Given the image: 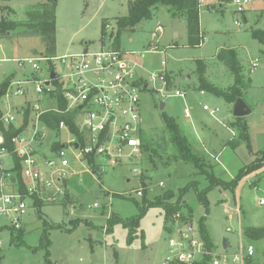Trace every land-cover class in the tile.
I'll return each mask as SVG.
<instances>
[{
	"label": "rangeland",
	"instance_id": "1",
	"mask_svg": "<svg viewBox=\"0 0 264 264\" xmlns=\"http://www.w3.org/2000/svg\"><path fill=\"white\" fill-rule=\"evenodd\" d=\"M48 1L0 0V20L7 17L22 21L28 7ZM134 1L58 0L53 52H48L39 37L0 35V60L8 59L0 65V90L8 78L25 80L34 75L29 64L19 67L13 60L102 49L127 53V58L139 64L142 80L149 83L141 94L142 141L149 149L143 152L142 147V154L135 160L105 166L103 173L100 166L78 163L67 150L70 166L62 203L50 204L40 198L42 206L38 208L27 196V209L18 229L13 227L15 214L0 211V264H165L172 258L168 241L171 230L184 227V221L177 223L168 217L164 206L150 204L169 195L168 202L178 205L180 216L189 218L196 231L204 220L217 254L225 251L223 238H227L231 260L242 243L255 248L249 264H264V238L252 240L245 234L246 229H264V205L259 204L264 199V167L243 177L235 190L223 185L232 183L244 168L263 158L264 43L253 33L264 30V0H250L244 13L237 12L233 0H204L200 5L202 41L196 46L190 44L187 19L163 6L151 20L134 30L119 32L116 21L128 15L129 4ZM158 26L163 31L153 37ZM228 49L237 54L243 81L239 86L241 98L252 111L245 118L233 115L229 94L235 75L217 56ZM134 51H142L144 57L131 54ZM253 62H257L256 68ZM54 64L61 72L60 63ZM160 74L167 76V86L159 79L152 81L153 75ZM35 76L44 79L48 72L44 68ZM203 82L211 88L205 89ZM176 91L186 97H177ZM35 98L31 87L26 98L13 102L25 106ZM205 105L209 111L203 109ZM211 111H216L214 116ZM34 116L30 111L26 136H30ZM171 119L187 139L189 156L196 163L183 159V152L172 144L166 127ZM40 129L44 131L42 126ZM45 133L43 150L47 156L51 142L68 147V132L58 136ZM2 161L0 187L4 176L6 193H16L19 184L16 179L15 183L11 181L16 178L15 161L9 156ZM21 178L26 187L31 184L23 173ZM215 181L218 184L213 185ZM138 191L143 196L138 197ZM202 195L208 205L201 203ZM230 214L234 219H229ZM134 218L138 219V228L130 244L131 232L123 221ZM228 228L233 231L227 232Z\"/></svg>",
	"mask_w": 264,
	"mask_h": 264
},
{
	"label": "built area",
	"instance_id": "2",
	"mask_svg": "<svg viewBox=\"0 0 264 264\" xmlns=\"http://www.w3.org/2000/svg\"><path fill=\"white\" fill-rule=\"evenodd\" d=\"M203 3L204 0H199V7ZM249 3L250 0H233L239 13H244ZM162 31L163 28L158 26L153 37H157ZM126 54L119 49H102L99 52L85 50L79 54L61 57L13 60L19 67L29 64L34 70V75L25 80L8 79L0 99V166L4 158H13V154H17L21 159L23 175L31 181L29 186H25V194L19 190L9 194L4 189L5 179L2 177L0 211L5 215L15 214V229L20 228L19 221L27 209V196L42 198L50 204H59L65 199L64 183L68 177L67 168L70 166L67 150L72 152L78 163L85 161L89 163L88 166H100L102 173L105 166H117L122 161L135 160L142 154L141 94L143 89H148L149 83L142 80L138 71L139 64L127 58ZM131 54L144 57L142 51ZM5 61L8 59L0 60V65ZM55 62L60 63L61 72L56 69ZM162 65L165 66L166 62L163 61ZM252 66L256 68L257 62H253ZM43 67L48 72V77L39 79L35 75L42 73ZM53 73L57 75L56 78L51 77ZM157 79L168 85L165 74L153 75L152 81ZM31 87L36 95L33 103L27 102L25 106H18L13 102L20 97L26 98ZM175 95L186 97L182 91H176ZM203 109L210 110L207 105ZM27 110L35 115L32 131L30 136H26L30 125L29 116L25 129L12 138L15 148L11 152L6 146L2 127L5 130L10 126L21 128ZM215 113L216 111H211L212 116ZM48 114L62 116L57 131H53L43 122V116ZM186 116H189L188 110ZM41 126L44 131L40 129ZM46 131L57 136L63 131L68 132L71 138L67 142L68 147L60 145V149L54 151L53 144L58 142H51L48 145L50 156H47L42 152ZM11 181L15 183L12 178ZM160 185L163 186V183ZM137 196H143V192L138 191ZM259 204L264 205V199H260ZM236 213L240 218V207L236 209ZM173 219L178 223L182 217L176 213ZM229 219H234L232 214ZM232 231L231 228L227 229V232ZM168 241L172 258H168L165 264H203L204 261L207 264H249L255 255L252 245L244 246L242 243L232 260L227 253L230 243L227 250L217 254L216 249L207 248L200 230L196 231L188 222H184L182 228L175 227ZM1 247L0 240V249Z\"/></svg>",
	"mask_w": 264,
	"mask_h": 264
},
{
	"label": "trees",
	"instance_id": "3",
	"mask_svg": "<svg viewBox=\"0 0 264 264\" xmlns=\"http://www.w3.org/2000/svg\"><path fill=\"white\" fill-rule=\"evenodd\" d=\"M58 0H49L46 3L33 5L27 8L25 13V19L22 21L9 20L7 17L0 20V35L5 37L12 36H21V37H39L43 43L45 44L48 52H53L55 50L56 45V8H57ZM159 6L167 7L170 12L174 15H180L187 19L188 27H189V40L191 45H200L202 41V35L200 30V7L199 0H135L129 4L128 15L124 17H120L116 21L117 29L119 32L134 30L138 25L143 23L144 21H149L153 18L154 12L158 9ZM11 11V10H10ZM13 12V11H11ZM108 26L109 24L106 23ZM18 31L19 34L14 35ZM17 32V33H18ZM253 36L258 39L261 43H264V30L259 31L256 30L253 33ZM218 59L224 62L235 75V85L232 88L229 96L232 100L231 103H234L238 97H241V88L242 87V78L240 75V66L237 60V54L233 49L221 50L217 55ZM201 78L203 80V75L205 72V67H203L201 71ZM7 82L0 90V99L2 98L5 90ZM203 87L205 89L211 88L209 85L204 84ZM240 86V87H239ZM30 111L27 110L25 114V122L21 128H17L15 126H10L8 130H5L2 127L6 138V146L9 151L13 152L14 145L12 143V138L18 134H20L29 122ZM43 122L47 124L53 131H57L59 122L62 119V116L57 114H48L43 116ZM168 132L170 133V139L172 144L180 151L183 152L182 158L196 163L194 158L189 156V145L187 139L182 135V132L178 128V125L174 120H167L166 125ZM59 143L53 144V150L57 151L60 149ZM143 152L144 149H149V147L145 144H142ZM13 159L15 161L14 171L16 172V178L12 177L13 180H17V184H19V191L21 193H26L25 185L22 182V165L21 159L17 154H13ZM264 167V153L263 158L261 160L256 161L251 166L244 168L239 175L233 180L232 183H223L225 187H230V189L235 190L239 183L243 179V177L261 169ZM222 183V182H220ZM218 184V181H215L213 185ZM171 197L165 196L162 198L156 199L150 205L153 206H164L167 210L168 217H173L174 214L178 213V205H173L168 202V199ZM201 203L208 205V202L205 196H199ZM36 207H41L42 204H39V199L37 197L33 198ZM189 218L182 217L184 222H190ZM125 227H128L130 230L129 243L133 241V233L136 232L138 228V219L135 218L129 221H123ZM57 228V227H54ZM60 228V227H58ZM199 230L201 233L202 239L206 242L207 248L209 250H215L216 245L212 241L208 229L204 224V220H201ZM172 232V230H171ZM245 234L248 238L252 240H260L264 238V229H246ZM208 259V258H207ZM206 259V260H207ZM207 261H204L203 264H207ZM202 264V263H197Z\"/></svg>",
	"mask_w": 264,
	"mask_h": 264
},
{
	"label": "water",
	"instance_id": "4",
	"mask_svg": "<svg viewBox=\"0 0 264 264\" xmlns=\"http://www.w3.org/2000/svg\"><path fill=\"white\" fill-rule=\"evenodd\" d=\"M222 8V4H220V9ZM114 37V34H112L111 38ZM35 53V51L33 52ZM52 78H56V74L51 75ZM163 106V104H162ZM251 109L249 106L246 104L243 98L238 97L235 102L233 103V115L235 118H245L251 114ZM130 181V180H128ZM223 248L224 250H227L229 248V241L227 238H223Z\"/></svg>",
	"mask_w": 264,
	"mask_h": 264
},
{
	"label": "crops",
	"instance_id": "5",
	"mask_svg": "<svg viewBox=\"0 0 264 264\" xmlns=\"http://www.w3.org/2000/svg\"><path fill=\"white\" fill-rule=\"evenodd\" d=\"M8 79H10V78H8ZM8 79H6V81H7ZM186 117H187V116H186ZM19 123H20V121H19ZM19 123H18V124H19ZM42 152H44V150H42ZM44 153H45V152H44ZM44 153H42V154H44ZM229 243H230V242H229Z\"/></svg>",
	"mask_w": 264,
	"mask_h": 264
}]
</instances>
